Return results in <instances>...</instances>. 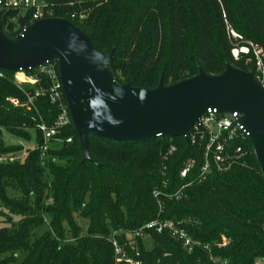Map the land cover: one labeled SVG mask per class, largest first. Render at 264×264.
Instances as JSON below:
<instances>
[{"label": "trees", "instance_id": "trees-1", "mask_svg": "<svg viewBox=\"0 0 264 264\" xmlns=\"http://www.w3.org/2000/svg\"><path fill=\"white\" fill-rule=\"evenodd\" d=\"M46 1L55 17L81 28L96 49L113 52L110 68L118 82L142 88L156 87L161 76L170 85L200 69L221 74L228 64L252 71L246 55L235 59L232 49L247 40L264 47V0ZM3 20L13 36L32 23L16 11ZM1 71L0 154L23 150L22 145L5 144L3 131L23 140L33 135L37 147L28 149L23 160L0 162V206L6 211H0L5 223L0 228V264L14 261L18 252L26 253L20 264H114L107 239L112 232L137 230L157 218L174 221L210 250L188 252L168 230H149L152 249L137 239L144 264H218L212 256L230 264H256L264 258V176L249 141L244 143L246 155L228 172H210L198 181L204 161L199 144L181 136L119 144L89 136L91 160L82 161L71 119L57 135L61 140L50 143L42 164L39 115L10 103V97L23 94L14 82L15 71ZM34 87L27 84L28 90ZM36 104L51 125L56 106L47 96ZM171 145L176 150L163 159ZM190 158L195 169L182 177ZM187 184L180 199L153 195L156 188L168 195ZM79 219L87 224L86 233ZM43 225L45 230L36 232ZM222 237L227 243L218 247L215 242Z\"/></svg>", "mask_w": 264, "mask_h": 264}, {"label": "water", "instance_id": "water-1", "mask_svg": "<svg viewBox=\"0 0 264 264\" xmlns=\"http://www.w3.org/2000/svg\"><path fill=\"white\" fill-rule=\"evenodd\" d=\"M0 9V70L36 68L57 60L82 161H90L89 136L119 143L187 134L208 110L238 112L264 176V90L251 71L228 64L221 74L193 77L147 89L116 80L113 52L95 48L90 36L63 17H46L13 36ZM186 138V137H185Z\"/></svg>", "mask_w": 264, "mask_h": 264}, {"label": "built area", "instance_id": "built-area-1", "mask_svg": "<svg viewBox=\"0 0 264 264\" xmlns=\"http://www.w3.org/2000/svg\"><path fill=\"white\" fill-rule=\"evenodd\" d=\"M0 9L3 15L9 11H16L18 14L28 16L33 23L36 20L54 17L50 5L46 0H0ZM4 17V16H3ZM74 17V15H72ZM83 18L84 15H80ZM26 26L23 27V29ZM234 37H241L232 29H229ZM242 55H246V64H251V71L254 79L260 84L264 90V48L252 41H247L243 45L236 44L232 49V56L239 59ZM29 70H34L33 73H28ZM4 73L0 70V77ZM14 82L17 88L22 92L23 98L10 97V103L16 107H25L29 111L36 112L39 115L38 130L42 135V143L39 145L40 160L44 164V159L50 143L53 139H58L57 135L62 129L71 122L68 103L63 90V85L59 73L57 60H50L36 68L28 70H18L14 74ZM27 84L35 86L34 89L28 90ZM38 85V86H37ZM41 96H47L50 103L57 108L56 117L51 125H48L40 116L36 101ZM186 141L192 144H199L203 152V165L196 176L198 181L206 179L210 172H228L236 163L241 161L247 151L244 148L245 142H250L249 132L238 120V112H223L220 113L214 108H208L194 125L188 130L187 134L181 136ZM67 142L72 141V137L65 139ZM251 143V142H250ZM37 146L34 145V148ZM33 149V148H32ZM176 150L174 145H171L167 154L163 159H167V155ZM28 151V150H27ZM16 153L0 154V162H13L18 158ZM27 155V152H26ZM21 157V156H20ZM26 157V156H25ZM24 157V158H25ZM195 159L185 161L181 169V176L186 177L195 169ZM166 167H162V172L165 174ZM163 187L168 185V181L163 180ZM188 186L184 185L177 191L170 194H163L159 188L153 190L155 198L160 199L166 196L169 199H180L184 196V189ZM160 210L163 209V203L159 202ZM153 230L161 233L168 230L170 234L179 240L183 247L188 252H193L196 248H204L210 250L208 244H203L195 241L189 233L172 220H162L160 218L151 220L143 226L133 231L115 230L107 238L111 243L114 251V264H144L137 242L138 238H144L146 232ZM124 234L123 240L120 239ZM227 243V239L222 237L221 241H216L215 244L220 247ZM214 262L218 264H230L226 259L215 258Z\"/></svg>", "mask_w": 264, "mask_h": 264}, {"label": "rangeland", "instance_id": "rangeland-1", "mask_svg": "<svg viewBox=\"0 0 264 264\" xmlns=\"http://www.w3.org/2000/svg\"><path fill=\"white\" fill-rule=\"evenodd\" d=\"M232 30H233V29H232ZM233 31H234L235 33H237L235 30H233ZM237 34L239 35V33H237ZM251 40H252V39H251ZM247 41H250V40H247ZM252 41H253V40H252ZM244 42H246V41L244 40ZM256 43H257V42H256ZM257 44L261 45L260 43H257ZM261 46L263 47V45H261ZM263 48H264V47H263ZM200 70H201V69H200ZM3 141H4V143L7 144V145H13V144H15V143L20 142V143L24 146V147H23V150L20 151V152H17V155H16V156H18V158H21V160H23L24 157L26 156V152H28L27 150H28V149H32V148H34V145H35V138H34L33 135H32V138H31L30 140H23V139H20V138H17V137H15V136L11 135V134L8 133L7 131H3ZM56 146H57V147H58V146H61V144H56ZM20 156H21V157H20ZM0 211H5V209L2 208V207L0 206ZM5 212H6V211H5ZM15 218H17V217L15 216ZM3 219H4V217L0 214V228L3 227V226L5 225ZM79 222H80V224H81V226H82V232H83V233H86V231H87V224H86L83 220H81V219H79ZM44 226H45V225H43V226H41L40 228H38L36 232H39V233L43 232V231L45 230V227H44ZM143 241H144L145 247H146L147 249L150 250V249L153 248V244H154V242H153V239H152L149 235H146V236L143 238ZM25 256H26V253H25V252H18V254H17L15 260L12 261V262H10V263H8V264H20V263L22 262V260L25 258ZM256 264H264V258H259V259L256 261Z\"/></svg>", "mask_w": 264, "mask_h": 264}, {"label": "crops", "instance_id": "crops-1", "mask_svg": "<svg viewBox=\"0 0 264 264\" xmlns=\"http://www.w3.org/2000/svg\"><path fill=\"white\" fill-rule=\"evenodd\" d=\"M15 144H18V145H22L20 142H18V143H15ZM23 146V145H22ZM24 147V146H23ZM20 152V151H19Z\"/></svg>", "mask_w": 264, "mask_h": 264}]
</instances>
